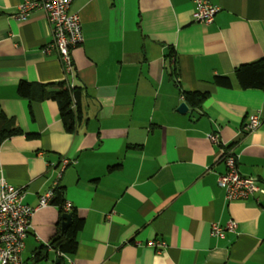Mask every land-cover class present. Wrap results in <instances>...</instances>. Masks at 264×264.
Listing matches in <instances>:
<instances>
[{
    "label": "crops",
    "instance_id": "obj_1",
    "mask_svg": "<svg viewBox=\"0 0 264 264\" xmlns=\"http://www.w3.org/2000/svg\"><path fill=\"white\" fill-rule=\"evenodd\" d=\"M209 1L219 11L200 26L194 0H74L84 42L66 73L56 50L47 51L45 12L18 21L24 0H0V112L24 131L0 145V193L4 179L37 206L57 178L51 167L69 158L60 186L84 219L76 252L61 255L50 244L63 213L53 204L38 211L24 264H264V193L228 202L218 185L229 150L240 174L264 190V92L242 89L235 73L264 57V0ZM22 81L80 88L74 130L56 101L20 97ZM181 91L208 97L182 114ZM252 115L261 125L250 132ZM214 132L220 145L209 139ZM230 221L235 232L212 237V224ZM161 241L162 250L150 245Z\"/></svg>",
    "mask_w": 264,
    "mask_h": 264
},
{
    "label": "built area",
    "instance_id": "obj_2",
    "mask_svg": "<svg viewBox=\"0 0 264 264\" xmlns=\"http://www.w3.org/2000/svg\"><path fill=\"white\" fill-rule=\"evenodd\" d=\"M74 0H24L19 6L15 18L18 21H26L35 11L45 12L52 30V42L47 51L55 49L66 73H72L74 69L72 51L84 42L82 24L77 12L71 10ZM196 10L193 13L194 22L200 26L214 23L219 8L209 0H194ZM184 99V97L182 96ZM261 125L259 115L250 117L247 131H255ZM212 143L220 145V136L214 132L209 136ZM225 149V146H224ZM227 150V149H225ZM224 153L226 172L218 176V185L225 192L228 202L245 201L264 190L256 179L240 174L238 170V158L235 153L227 150ZM73 161L63 158L59 165L52 168L58 175L52 186L40 197L37 206L32 207L24 203L25 192L8 184L4 179L1 183L0 193V264H24L23 251L25 240L32 229L34 215L52 205L54 190L60 185V180L65 169ZM65 211H71V205H65ZM237 223L230 221L226 226L212 224V237L223 238L226 232H235ZM157 250L166 248V243L150 242Z\"/></svg>",
    "mask_w": 264,
    "mask_h": 264
},
{
    "label": "trees",
    "instance_id": "obj_3",
    "mask_svg": "<svg viewBox=\"0 0 264 264\" xmlns=\"http://www.w3.org/2000/svg\"><path fill=\"white\" fill-rule=\"evenodd\" d=\"M171 62H173V58ZM172 71L175 72V63L172 64ZM235 73L242 89H254L264 92V57L256 62L240 66ZM215 82L219 86H231L227 77H216ZM176 85L179 87V84L176 83ZM17 92L20 97L30 101H56L68 131H73L76 124L81 121L79 103L82 97V90L80 88H71L65 82L53 85H37L22 81L18 86ZM181 95L192 113L202 108L208 97L206 94L190 91H181ZM74 102H76L77 106L75 110L73 109ZM23 134L24 131L16 118H8L4 113L0 112V145L9 138ZM27 137L36 138L37 136L27 134ZM52 204L59 207L61 213L70 214V223L67 228L60 231L50 246L61 255H72L76 252L77 243L75 242V237L83 230L84 219L79 216L77 211L65 212V190L60 185L54 190ZM40 255L38 253L36 258H42Z\"/></svg>",
    "mask_w": 264,
    "mask_h": 264
},
{
    "label": "water",
    "instance_id": "obj_4",
    "mask_svg": "<svg viewBox=\"0 0 264 264\" xmlns=\"http://www.w3.org/2000/svg\"><path fill=\"white\" fill-rule=\"evenodd\" d=\"M189 110V106L187 105V103L183 102L182 104H180L178 111L182 114H185L186 112H188ZM62 229L64 230L65 228L68 227L69 223H70V214L69 213H65L62 216Z\"/></svg>",
    "mask_w": 264,
    "mask_h": 264
}]
</instances>
